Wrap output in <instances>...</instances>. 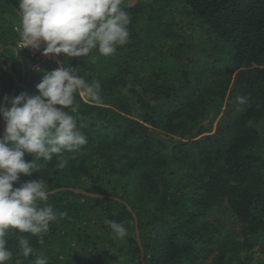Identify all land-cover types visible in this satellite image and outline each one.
Segmentation results:
<instances>
[{
    "label": "trees",
    "instance_id": "1",
    "mask_svg": "<svg viewBox=\"0 0 264 264\" xmlns=\"http://www.w3.org/2000/svg\"><path fill=\"white\" fill-rule=\"evenodd\" d=\"M19 4L0 0V103L16 79L15 97L36 95L59 67L101 87L99 102L76 93V110L66 109L88 143L65 152L62 168L55 155L37 159L39 172L14 184L46 181L47 203L65 215L43 244L8 230L7 264L37 256L48 264H264V0H122L127 44L107 57L93 50L57 60L19 43ZM241 66L249 68L231 84ZM221 112L216 131L194 139ZM70 188L126 201L141 244L126 204ZM221 208L231 215L213 218ZM106 219L127 235L117 238ZM21 235L33 248L27 258Z\"/></svg>",
    "mask_w": 264,
    "mask_h": 264
},
{
    "label": "clouds",
    "instance_id": "2",
    "mask_svg": "<svg viewBox=\"0 0 264 264\" xmlns=\"http://www.w3.org/2000/svg\"><path fill=\"white\" fill-rule=\"evenodd\" d=\"M121 3L122 0H20L22 46L33 53V49L46 44L45 55L86 57L93 50L106 57L114 55L130 38V17L121 9ZM36 87L38 94L21 93L11 99L10 108L7 95L0 103V116L6 122L0 138V264H7L12 257L5 239L8 230L37 236L43 244L50 224L65 215L47 203L46 181L29 180L19 187L14 184L21 175L30 177L39 172L37 159L50 162L55 155L57 166L64 167L63 154L88 143L66 109L76 110V93L94 102L100 100L99 81L89 84L63 67L46 72ZM236 101L244 104L247 97L238 96ZM25 153L34 154V161H26ZM105 224L117 238L127 235L122 223L106 219ZM18 243L25 258L32 255L27 236L21 235ZM33 264H48V260L37 256Z\"/></svg>",
    "mask_w": 264,
    "mask_h": 264
},
{
    "label": "rangeland",
    "instance_id": "3",
    "mask_svg": "<svg viewBox=\"0 0 264 264\" xmlns=\"http://www.w3.org/2000/svg\"><path fill=\"white\" fill-rule=\"evenodd\" d=\"M21 45L23 44L22 43V41H20L19 42ZM46 46V44H42L41 45V47H40V49H33V48H31V47H29L30 49H33L34 51H33V53H35V55H36V57H38V58H41V57H44V58H53V59H56L57 60V55L56 54H47V55H45L44 54V47ZM40 65H41V63L39 62H37L35 65H34V67H36L37 69H39V67H40ZM252 67H255L256 65L255 64H252L251 65ZM249 67L248 66H241V68H239V69H235L234 71H233V75H232V81H231V84L233 83V81H234V79L236 78V76H237V74L239 73V71H241V70H246V69H248ZM83 97H86L87 98V96L86 95H84ZM223 113L224 112H221L218 116H217V118L215 119V121H214V123H213V129H212V131H209V132H204L203 134H201L199 137H195L194 139H197V138H200V137H202V136H204V135H206V134H212V133H214L215 131H216V128L218 127V122L221 120V117H222V115H223ZM165 135H167L166 133H164ZM172 136L174 137L175 135H173L172 134ZM165 138H167V140L170 138V137H165ZM216 214H214V216H213V218H217V216L218 217H222L223 219H227V217H229L230 215H231V212H230V210H228L227 208H221V209H217L216 211ZM224 228H226V225L225 226H223ZM225 239V238H224ZM126 260H128L126 257H123V256H121V258L119 259V261H126ZM118 261V260H117ZM128 262V261H127Z\"/></svg>",
    "mask_w": 264,
    "mask_h": 264
},
{
    "label": "water",
    "instance_id": "4",
    "mask_svg": "<svg viewBox=\"0 0 264 264\" xmlns=\"http://www.w3.org/2000/svg\"><path fill=\"white\" fill-rule=\"evenodd\" d=\"M1 52V51H0ZM16 87H17V79H16V83L14 85V87L12 88V91H11V95H10V101L12 98H15V94H16ZM9 101V104H8V107L10 108L11 107V103ZM2 128H3V131H2V137L4 135V132H5V128H6V122L4 121L3 119V123H2ZM71 190H74L75 192H78V193H81V194H84V195H88V196H92V197H109V198H112L114 200H117L119 202H122V203H125L122 199H120L119 197H115V196H112V195H107V194H98V193H92V192H88V191H85L84 189H80V188H70ZM51 192H54L51 191ZM126 204V203H125ZM127 207L130 211H132V208L131 206H129L127 204ZM133 215L135 217V224H136V234H137V240L138 242L141 244V238H140V231H139V227H138V218H137V215L136 213L133 212ZM142 247V245H141Z\"/></svg>",
    "mask_w": 264,
    "mask_h": 264
}]
</instances>
